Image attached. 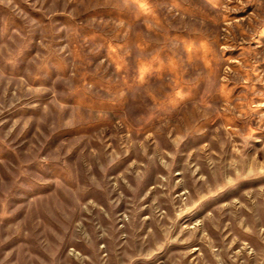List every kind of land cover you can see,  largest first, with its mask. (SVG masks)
Listing matches in <instances>:
<instances>
[{
    "label": "rangeland",
    "instance_id": "obj_1",
    "mask_svg": "<svg viewBox=\"0 0 264 264\" xmlns=\"http://www.w3.org/2000/svg\"><path fill=\"white\" fill-rule=\"evenodd\" d=\"M0 264H264V0H0Z\"/></svg>",
    "mask_w": 264,
    "mask_h": 264
}]
</instances>
